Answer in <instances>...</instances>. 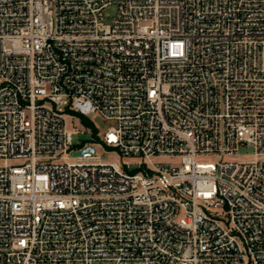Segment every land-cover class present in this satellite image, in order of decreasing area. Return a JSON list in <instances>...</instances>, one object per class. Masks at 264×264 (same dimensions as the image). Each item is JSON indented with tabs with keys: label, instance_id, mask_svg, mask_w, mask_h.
<instances>
[{
	"label": "built area",
	"instance_id": "1",
	"mask_svg": "<svg viewBox=\"0 0 264 264\" xmlns=\"http://www.w3.org/2000/svg\"><path fill=\"white\" fill-rule=\"evenodd\" d=\"M0 163V264H264V0H0Z\"/></svg>",
	"mask_w": 264,
	"mask_h": 264
},
{
	"label": "rangeland",
	"instance_id": "2",
	"mask_svg": "<svg viewBox=\"0 0 264 264\" xmlns=\"http://www.w3.org/2000/svg\"><path fill=\"white\" fill-rule=\"evenodd\" d=\"M116 11H117L116 7H111L105 12V16L109 23L112 22L114 16L116 15ZM83 118L84 117L80 115H76L74 119L69 118L67 121L69 130L73 132H77L73 136V141H74V144L78 147L83 142H87V143L92 142L91 140L93 137V135L91 134V132L93 131V128L86 126L82 121ZM89 121L92 123V127L94 126V128L98 131L100 137H103L109 128L116 126V122L107 121L98 115H95ZM83 130H86L87 132L82 133L81 131ZM97 139L98 138L95 135L94 140H97ZM96 148H97L98 154L102 157L104 161H115L117 159L116 155H108L104 148L99 147V146H96ZM78 155H79V152L74 151L73 153L69 155V159L75 160ZM241 155L245 156L246 159H251L254 155V150L252 148L247 149V150H242ZM161 160L165 162L167 161V159H161ZM0 165H2V163H0ZM94 264H108V263L95 262Z\"/></svg>",
	"mask_w": 264,
	"mask_h": 264
},
{
	"label": "trees",
	"instance_id": "3",
	"mask_svg": "<svg viewBox=\"0 0 264 264\" xmlns=\"http://www.w3.org/2000/svg\"><path fill=\"white\" fill-rule=\"evenodd\" d=\"M82 121H83V123H84L86 126L93 128V131H95V132H94L95 135L98 133V131L94 128V126L92 127V123H91L88 119H86V118L84 117V118L82 119Z\"/></svg>",
	"mask_w": 264,
	"mask_h": 264
}]
</instances>
